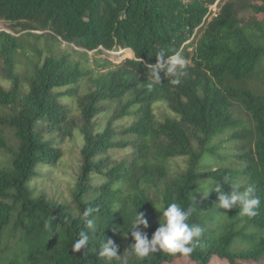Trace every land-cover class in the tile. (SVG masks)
<instances>
[{
	"label": "trees",
	"instance_id": "trees-1",
	"mask_svg": "<svg viewBox=\"0 0 264 264\" xmlns=\"http://www.w3.org/2000/svg\"><path fill=\"white\" fill-rule=\"evenodd\" d=\"M223 1L0 0V21L23 31H50L55 40L88 52L134 54L127 68L97 77L94 90L80 98L78 86L92 71L63 55L32 63L31 74L22 76L16 63L21 37L0 32V70L11 83L8 90L0 85V108L9 111L0 117V152L8 156L7 165L0 161V264H104L98 258L99 243L112 239L118 254L128 249L133 241L123 233L133 213L145 217L155 210L148 191L161 184L162 204L186 208L193 203L188 222L205 232L189 256L158 251L144 261L132 258L130 264H210L215 258L228 264H264V92L249 87L252 80L264 79V0ZM216 4L220 10L212 16ZM244 8L254 11L248 24L239 18ZM161 50L178 51L188 62L187 75L173 86L161 73L162 84L149 91L146 64H155ZM62 98L77 101L80 126L73 102L64 104ZM158 102L166 103L176 118L158 124L153 108ZM111 103L119 107L101 130L97 118ZM235 104L252 125L238 119ZM130 116L135 117L131 126H113ZM76 128L84 146L74 209H69L36 195L30 184L39 165L61 160L58 145L73 137ZM6 129L14 132L17 148L6 138ZM229 132L233 140L249 143L234 157L242 166L204 172V159L219 156L212 143ZM45 134L56 141L45 140ZM129 147L134 149L130 160L111 164L109 151ZM179 158L188 159L187 171L166 182L168 162ZM93 175H102L105 182L93 185ZM225 175L256 186L261 199L257 216H240L238 208L217 209L215 192L207 199L197 192L201 182L222 183ZM222 191L228 194L230 185ZM87 207L99 209L101 227L91 234L90 245L73 252L79 232H88L80 218ZM46 221L53 230L56 224L63 226L52 235ZM118 228L121 233L113 231ZM156 229L141 230L151 238Z\"/></svg>",
	"mask_w": 264,
	"mask_h": 264
},
{
	"label": "rangeland",
	"instance_id": "rangeland-1",
	"mask_svg": "<svg viewBox=\"0 0 264 264\" xmlns=\"http://www.w3.org/2000/svg\"><path fill=\"white\" fill-rule=\"evenodd\" d=\"M227 1L228 0H224L222 4H225ZM210 10L212 11V16H215L219 12L220 6L216 4ZM239 18L243 24L250 23L254 18L253 9H241ZM0 32L10 33L17 38L21 37V44L23 48L16 58V63L17 71L22 76L31 74L32 63L43 62L50 56L58 57L63 55H70L74 62H80L82 63L84 69L92 71V74L85 78L78 86V94L80 95V98L85 97L89 92L94 90V79L110 71L124 70L127 68L128 62L134 59V54L129 50L106 52L100 49V51L88 52L74 45H69L60 40H55L50 31H23L22 26L5 21H0ZM29 33H31L33 37H29ZM0 65H3L2 62H0ZM0 85L7 90L11 88V83L7 80V77L1 70ZM249 87L264 92V79L259 78L252 80ZM62 92H64V90H62ZM60 101L64 104L71 102L68 98H62ZM72 102L73 107L76 110L74 118H76V121L80 126L82 124V119L80 112L77 111L78 104L77 101ZM105 107L106 112L100 114L97 118V122L101 130L105 129L108 123L112 121L113 115L118 109L119 104H106ZM153 108L158 124L165 122L168 118H176V115L171 111L166 103L158 102ZM234 113L239 120H243L246 124L252 125L247 113L238 104H235ZM8 114V110L0 108V117L7 116ZM134 122L135 117L130 116L113 122V126H131ZM239 131L244 132L243 128H240ZM245 134L246 136L249 135V133ZM5 136L9 143L14 148H17L18 141L15 138L14 132L6 129ZM232 136L233 132H229L219 137L212 143V146L219 147V150L217 151L219 156L204 159L203 166L207 167L204 172L210 170L214 171L220 168L237 169L242 166L241 162L234 157L241 154V149L249 147V143L247 140L243 139L233 140ZM43 138L48 141H56V136L54 135L45 134ZM83 146L84 140L80 133V129L76 128L74 130L73 137L67 139L63 144L58 145L62 151L61 160L55 165H39L37 167V175L30 184V188L34 191V193L36 195H45L51 201L58 204H64L68 206L69 209H74L73 194L81 172V151ZM195 148L197 149V145H195ZM133 153L134 149L132 147H129L126 150L115 149L109 151L107 157L109 158L111 164H119L130 160ZM0 161L7 165L8 156L0 152ZM208 161H211V163H208ZM167 167L169 176L165 181L169 182L178 178L187 171L188 159L179 158L170 160ZM92 179V183L95 186H99L105 182V178L102 175H93ZM163 190L164 184H161L159 188L150 189L148 191L154 205L162 204ZM160 216L161 213H159L156 209L145 214V218L147 219L150 228L159 227ZM177 264L183 263L179 262ZM210 264L228 263L226 260L215 258Z\"/></svg>",
	"mask_w": 264,
	"mask_h": 264
},
{
	"label": "clouds",
	"instance_id": "clouds-1",
	"mask_svg": "<svg viewBox=\"0 0 264 264\" xmlns=\"http://www.w3.org/2000/svg\"><path fill=\"white\" fill-rule=\"evenodd\" d=\"M155 58V64H146L151 76V82L145 84L147 89L151 91L154 86L162 84L161 73H163L164 79H168L169 84L181 85L183 78L187 75V60L178 51L166 54L164 50L157 52ZM223 185H230L231 191L228 194H224L222 191ZM197 192L203 199H207L210 193L215 192L217 196L215 207L217 209L227 211L238 208L239 215L243 217L257 216L261 205V199L256 194L254 184L242 185L238 181H233L229 175L223 177L222 183H213L208 180L201 182L200 190ZM153 206L161 213V216L159 227L151 238L146 231L141 230L149 227L147 219L142 213L137 214L135 211L127 230L123 233L124 238H128L130 234L133 243L122 254H118L119 246L112 239L102 240L99 243V260L104 264H130L132 258L144 261L158 251L189 256L205 232L203 227L188 222L196 207L192 203L185 208L176 202ZM98 212L99 209L93 207H87L82 211L80 218L88 232H79L78 238L71 246L73 252H80L90 245V239L93 237L91 234L100 230V217L96 215ZM63 223H68L67 219ZM62 226V223L56 224L55 230H53L50 221H46L44 225L47 230L52 232V235L57 234ZM121 229H113V231L121 233Z\"/></svg>",
	"mask_w": 264,
	"mask_h": 264
}]
</instances>
